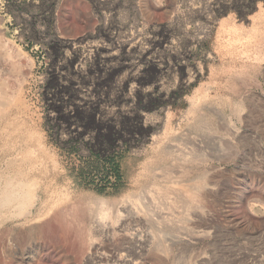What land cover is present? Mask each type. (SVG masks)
Segmentation results:
<instances>
[{
    "label": "rangeland",
    "instance_id": "obj_1",
    "mask_svg": "<svg viewBox=\"0 0 264 264\" xmlns=\"http://www.w3.org/2000/svg\"><path fill=\"white\" fill-rule=\"evenodd\" d=\"M59 103L145 132L101 159L68 150L94 134ZM20 189L0 264H264V0H0V196ZM99 199L136 217L101 233ZM146 209L164 220L156 250Z\"/></svg>",
    "mask_w": 264,
    "mask_h": 264
},
{
    "label": "trees",
    "instance_id": "obj_2",
    "mask_svg": "<svg viewBox=\"0 0 264 264\" xmlns=\"http://www.w3.org/2000/svg\"><path fill=\"white\" fill-rule=\"evenodd\" d=\"M50 80H52L53 83L56 82L53 79ZM56 89L58 92L59 89ZM62 91H66L70 95L74 94V90L69 86L62 89ZM145 105L146 106L142 105V101H139L138 103V106L143 108L152 107L154 106V103L147 101ZM52 108L58 113L57 120H64L66 122L68 120H73L75 121V124L81 128V132L88 131L94 134L93 140L89 142H82L79 138H76V141L74 142L72 138L68 139L65 143H72V146L70 145L66 149L73 150L77 147L78 143L81 142L84 147L88 149L89 154L97 159L103 158L105 153H108L115 148L121 132L128 136H137L138 134L145 132L140 121L135 118V116L121 117L117 128L108 122L102 123L97 119L98 110L95 105L75 106L73 111L66 113L62 112L63 106L60 103L56 106H52ZM46 127L52 140L56 141L55 138L58 133V127L55 125L50 126L48 124H46ZM123 146H126L125 142L123 143ZM109 165L114 174H117L115 157L109 159Z\"/></svg>",
    "mask_w": 264,
    "mask_h": 264
},
{
    "label": "bare ground",
    "instance_id": "obj_3",
    "mask_svg": "<svg viewBox=\"0 0 264 264\" xmlns=\"http://www.w3.org/2000/svg\"><path fill=\"white\" fill-rule=\"evenodd\" d=\"M198 184L199 183L195 184V187L194 188L190 187V189L194 190L198 186ZM21 190L22 189H20V191ZM22 191H21V194H22ZM3 192H2V194L0 196V207H15V208L18 207L19 208V207L23 206L24 204L26 205V203L29 202V201L26 200L29 197L25 198L26 196H23L26 193H27V195L29 194L27 192V190H26V193L25 194L24 193L22 194V196H20V194L18 195L17 192L15 193L14 191H8V192H4V193ZM188 193H189L190 199L192 197L195 200V197L198 196L197 195L198 192L194 193L191 190H189ZM187 198H188V195H187ZM142 199H143V201L145 203H147V202L149 203L150 201H152L151 196H149L148 194H144L143 197H142ZM135 201H136V199H135ZM133 204H134V206H136L137 208H139L137 206V201H136V203H133ZM93 206L95 207V210H93V212L88 211V209H87V223H88V225L91 228L96 229L97 231H101V233H105L106 235L107 234L111 235L113 233L114 229L117 228V227H120L121 228L120 230L118 229L119 232L120 231L123 232L122 228L124 226H126L125 221L129 217L135 216V214L131 213L130 208H126V209H123L122 210L125 214H122L121 212H119V210H116L115 211V214H114L115 217L113 218V216H112V214L110 212L111 211L110 210L111 207H109L110 204H108V202L104 201L103 199H99V200L93 201ZM142 206H143V204H142ZM161 213H163V212H161ZM143 214L146 216L145 222L148 224V226L150 228V231H155V229L157 230L155 233L152 232L153 235L151 234V232H150V234L148 233L147 236H146V240L144 239V241H146L147 243L151 244L150 247L152 248V250H154V249L156 250V248H158V246H159L155 242L156 236H158V233H159L158 225L161 224L164 221V220H162L163 218L160 216L162 214H160L156 210H154V211H151L150 210L149 211L148 209H146L145 211H143ZM145 222H144V224L146 225ZM120 235L124 239H126V238L131 239V237H132V234L131 233H122Z\"/></svg>",
    "mask_w": 264,
    "mask_h": 264
}]
</instances>
